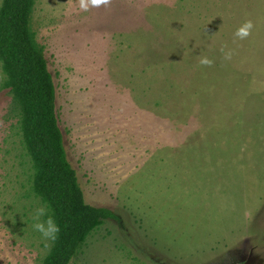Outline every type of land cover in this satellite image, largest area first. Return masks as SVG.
Masks as SVG:
<instances>
[{"label":"rangeland","instance_id":"374dc122","mask_svg":"<svg viewBox=\"0 0 264 264\" xmlns=\"http://www.w3.org/2000/svg\"><path fill=\"white\" fill-rule=\"evenodd\" d=\"M31 29L85 202L117 217L70 264H264V0H36ZM4 79L0 264H42Z\"/></svg>","mask_w":264,"mask_h":264},{"label":"trees","instance_id":"16d2710c","mask_svg":"<svg viewBox=\"0 0 264 264\" xmlns=\"http://www.w3.org/2000/svg\"><path fill=\"white\" fill-rule=\"evenodd\" d=\"M36 0H2L0 63L2 89L12 97L19 131L32 167L31 189L60 227L42 264H70L112 211L85 202L76 171L68 161L56 111V87L44 48L31 29Z\"/></svg>","mask_w":264,"mask_h":264},{"label":"clouds","instance_id":"9594fccd","mask_svg":"<svg viewBox=\"0 0 264 264\" xmlns=\"http://www.w3.org/2000/svg\"><path fill=\"white\" fill-rule=\"evenodd\" d=\"M109 0H90L92 6H99L100 4H107ZM85 10L87 9L88 5L83 4L81 5ZM252 27L251 24L242 28L237 35L244 37L248 35L247 29ZM204 63H209L208 61H204ZM33 220L35 221L32 225L33 229L40 233L42 238L45 240L55 241L58 238V234L60 232V227L55 221L54 217L50 214V209L46 204H41L35 208L33 213Z\"/></svg>","mask_w":264,"mask_h":264}]
</instances>
